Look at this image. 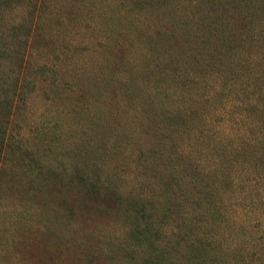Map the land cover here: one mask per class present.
<instances>
[{
  "label": "trees",
  "instance_id": "obj_1",
  "mask_svg": "<svg viewBox=\"0 0 264 264\" xmlns=\"http://www.w3.org/2000/svg\"><path fill=\"white\" fill-rule=\"evenodd\" d=\"M91 41L108 50L92 61L98 125L122 144L16 157L22 82L53 59L86 69ZM0 78V242L23 240L14 200L36 235L65 226L40 242L75 264H264V0H0Z\"/></svg>",
  "mask_w": 264,
  "mask_h": 264
},
{
  "label": "rangeland",
  "instance_id": "obj_2",
  "mask_svg": "<svg viewBox=\"0 0 264 264\" xmlns=\"http://www.w3.org/2000/svg\"><path fill=\"white\" fill-rule=\"evenodd\" d=\"M75 36L73 29L68 32V38H71V41L78 39ZM92 42L94 43L91 41L87 51L83 50L84 56L88 59L87 65L91 64L86 69L77 68L78 64L72 59L60 63H58L59 60L53 59L46 71L45 80V77L41 81L40 79L36 81L33 77L29 79L35 82L33 83L36 85L35 88L32 83L22 82L24 95L14 98V112L9 124L10 134L13 136L11 137L14 147L13 155L58 166L69 162L66 158H70L73 163H77L83 157L90 159L92 153L99 148L103 153L101 144H105L104 142L114 136L121 141L125 134L122 128L116 130V135H111L108 126L103 133L98 125L104 122L97 117V112L100 110L93 104L92 89H89L94 77L98 78L92 70L94 67L92 61L107 54L108 50L102 46L98 47L97 43L94 46ZM92 45L93 48H91ZM71 56L77 57V52H73ZM4 77L6 85L14 84L12 74H6ZM21 89L19 86L18 90ZM122 156L128 160V156L124 153L113 156L114 162L123 165L126 160ZM26 172L23 169L22 176ZM124 172V176H127L126 169ZM60 194L64 196V192ZM48 198L49 196L44 193L39 194L41 201H46ZM22 207L24 210L15 214L16 201L13 200L8 205V212L13 215H8L6 221L11 226L14 224V228L17 229L15 238L23 240H14L13 245L10 243L12 239L0 242V264H75L67 257L58 256L56 252L44 248V244L40 242L52 237L57 240L65 226H60V230L56 232L47 230L44 233V235L47 233L45 238L44 235H36L34 229L41 218H36V223H33L30 209H26V202ZM115 218L116 216L112 214L101 220L112 222ZM28 227H31L32 231L28 230ZM11 234L12 232L9 231L8 235Z\"/></svg>",
  "mask_w": 264,
  "mask_h": 264
}]
</instances>
